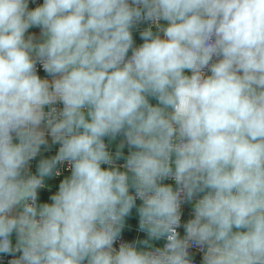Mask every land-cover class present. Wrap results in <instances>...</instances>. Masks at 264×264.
Segmentation results:
<instances>
[{
    "label": "clouds",
    "instance_id": "1",
    "mask_svg": "<svg viewBox=\"0 0 264 264\" xmlns=\"http://www.w3.org/2000/svg\"><path fill=\"white\" fill-rule=\"evenodd\" d=\"M29 4L0 0V257L264 264V0Z\"/></svg>",
    "mask_w": 264,
    "mask_h": 264
},
{
    "label": "crops",
    "instance_id": "2",
    "mask_svg": "<svg viewBox=\"0 0 264 264\" xmlns=\"http://www.w3.org/2000/svg\"><path fill=\"white\" fill-rule=\"evenodd\" d=\"M37 5H39L38 3H37V0H35V2L33 3V2H31V0H30V4H29V7L30 8H34V7H36ZM142 28V27H141ZM39 31H40V29L39 28H37V27H33V28H31V29H29V33L28 34H33V33H35V34H39ZM27 35V34H26ZM134 40H135V44L138 46L139 44H141L143 41H142V39L140 38V36H139V31H135L134 32ZM40 76L42 77V78H45L46 77V73H44V72H42L41 74H40ZM152 103H155V101L153 100L152 101ZM49 140H50V138H49ZM106 143H107V141H106ZM58 148V145H55V146H53L52 147V152H55V150ZM110 149L111 150H115V143H113L112 145H110ZM125 154L127 153V147L125 148ZM45 155H47V153H45ZM118 163H123V161H119ZM106 167V166H105ZM33 171H35V162H33ZM165 183H172V182H165ZM57 187H58V182H52V187L50 188V189H46L43 193H42V195H41V199L42 200H44V201H47L48 200V195H49V193L51 192V193H54L55 192V190L57 189ZM184 212H185V209H184ZM189 213H190V210H189ZM185 216V215H184ZM188 218H190V215H189V217ZM183 220H184V218H183ZM184 222V221H183ZM181 232H182V230H181ZM122 236H124L128 241H130V242H132L134 239H136L137 237H139V238H144V234L143 233H140L139 231H138V216L135 214V210L133 211V214H132V216L131 217H129L128 218V221H127V226H126V228H125V230L123 231V233H122ZM13 240H14V237H13ZM158 244H162L163 242H157ZM193 255V257L195 258V259H197L198 261H199V263L201 264V260H202V256H200L199 254H197V253H193L192 254ZM0 264H7V262H2V261H0Z\"/></svg>",
    "mask_w": 264,
    "mask_h": 264
},
{
    "label": "built area",
    "instance_id": "3",
    "mask_svg": "<svg viewBox=\"0 0 264 264\" xmlns=\"http://www.w3.org/2000/svg\"><path fill=\"white\" fill-rule=\"evenodd\" d=\"M42 2H43V0H37L38 4H42ZM144 26H146V25H141V27H144ZM42 72H43V70L41 68H38V74L40 75ZM58 107H62V105H58ZM165 182H172V181H165ZM183 218H184V216L182 217V222H183ZM181 230H182V228L178 229V231H180V232H181ZM120 242H130V241H128L124 236H121V238L114 244V247H117V249H118ZM190 252L192 254L197 253L200 256H202V253L196 248H191ZM12 258L13 257H11V256H3V257H0V261L7 262L8 260H10ZM193 261H194V264H200L199 261L197 259H195L194 257H193Z\"/></svg>",
    "mask_w": 264,
    "mask_h": 264
},
{
    "label": "water",
    "instance_id": "4",
    "mask_svg": "<svg viewBox=\"0 0 264 264\" xmlns=\"http://www.w3.org/2000/svg\"><path fill=\"white\" fill-rule=\"evenodd\" d=\"M189 210H190V208L185 209V216H184V220H183L184 222H186V220L189 217ZM181 235L183 236V229H182Z\"/></svg>",
    "mask_w": 264,
    "mask_h": 264
}]
</instances>
